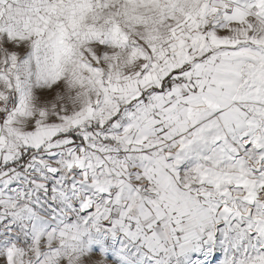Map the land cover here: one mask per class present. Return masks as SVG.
<instances>
[{"label": "snow or ice", "instance_id": "1", "mask_svg": "<svg viewBox=\"0 0 264 264\" xmlns=\"http://www.w3.org/2000/svg\"><path fill=\"white\" fill-rule=\"evenodd\" d=\"M0 264H264V0H0Z\"/></svg>", "mask_w": 264, "mask_h": 264}]
</instances>
